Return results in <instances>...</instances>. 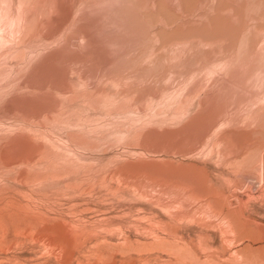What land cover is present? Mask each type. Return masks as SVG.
<instances>
[{"label": "rangeland", "instance_id": "obj_1", "mask_svg": "<svg viewBox=\"0 0 264 264\" xmlns=\"http://www.w3.org/2000/svg\"><path fill=\"white\" fill-rule=\"evenodd\" d=\"M0 264H264V0H0Z\"/></svg>", "mask_w": 264, "mask_h": 264}]
</instances>
